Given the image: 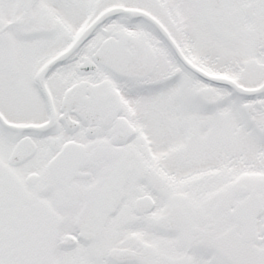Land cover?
<instances>
[{
  "label": "snow or ice",
  "instance_id": "obj_1",
  "mask_svg": "<svg viewBox=\"0 0 264 264\" xmlns=\"http://www.w3.org/2000/svg\"><path fill=\"white\" fill-rule=\"evenodd\" d=\"M0 264H264V0H0Z\"/></svg>",
  "mask_w": 264,
  "mask_h": 264
}]
</instances>
